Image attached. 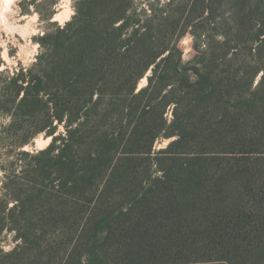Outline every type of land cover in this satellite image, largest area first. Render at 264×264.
<instances>
[{"label":"trees","instance_id":"16d2710c","mask_svg":"<svg viewBox=\"0 0 264 264\" xmlns=\"http://www.w3.org/2000/svg\"><path fill=\"white\" fill-rule=\"evenodd\" d=\"M155 3L75 0L0 71V264H264V0Z\"/></svg>","mask_w":264,"mask_h":264},{"label":"rangeland","instance_id":"374dc122","mask_svg":"<svg viewBox=\"0 0 264 264\" xmlns=\"http://www.w3.org/2000/svg\"><path fill=\"white\" fill-rule=\"evenodd\" d=\"M141 6L149 7V3L154 0H138ZM164 0H155L154 5L161 6ZM75 0H13L9 11L5 13V21L0 20V71L10 73L19 64L28 65L35 60L39 52V42L37 41L45 31L53 29L56 25H63L70 20L75 12ZM7 26V27H6ZM12 27V28H10ZM12 29V30H10ZM192 37L190 33L184 34L178 41V46L183 51V59H189L194 52L192 48ZM147 81V76H144ZM259 75L256 77V81ZM142 78L138 82V87L146 84ZM169 117L171 114L169 113ZM39 134L32 141L24 146L29 151H38L49 144L44 143L46 138ZM170 139L157 141L155 148H161ZM37 142L43 143L39 145ZM39 146V147H38ZM41 146V147H40ZM1 175V171H0ZM15 244L13 236L9 233L0 234V249L9 251Z\"/></svg>","mask_w":264,"mask_h":264},{"label":"bare ground","instance_id":"6f19581e","mask_svg":"<svg viewBox=\"0 0 264 264\" xmlns=\"http://www.w3.org/2000/svg\"><path fill=\"white\" fill-rule=\"evenodd\" d=\"M13 0H0V20H2V22L4 21V24L6 23V25H8V26H12V25H9V23L8 22H6L5 21V13H7V10L9 11V9H10V4H11V2H12ZM7 27V26H6ZM10 28H12V27H10ZM10 30H12V29H10ZM145 81H146V78L145 77H143L142 78V82H144L145 83ZM49 140H50V138L48 137V138H46L45 140H44V143H48L49 142ZM39 145H42L43 143H40V142H37ZM39 147V146H38ZM41 147V146H40Z\"/></svg>","mask_w":264,"mask_h":264}]
</instances>
